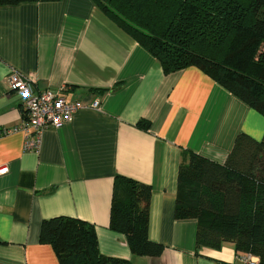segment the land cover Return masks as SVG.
<instances>
[{
	"label": "crops",
	"instance_id": "0c3cea01",
	"mask_svg": "<svg viewBox=\"0 0 264 264\" xmlns=\"http://www.w3.org/2000/svg\"><path fill=\"white\" fill-rule=\"evenodd\" d=\"M13 72L100 105L27 149ZM242 132L261 139L264 113L196 66L166 73L95 0L0 6V264H61L40 237L42 222L60 215L93 224L102 253L134 264H242L231 242L198 248V221L175 216L186 153L224 163ZM117 175L151 185L149 237L165 246L160 256L134 254L110 227Z\"/></svg>",
	"mask_w": 264,
	"mask_h": 264
},
{
	"label": "trees",
	"instance_id": "16d2710c",
	"mask_svg": "<svg viewBox=\"0 0 264 264\" xmlns=\"http://www.w3.org/2000/svg\"><path fill=\"white\" fill-rule=\"evenodd\" d=\"M55 0H0V6ZM155 55L166 73L196 66L252 108L264 113V0H95ZM150 184L117 175L110 227L125 234L134 254L160 256L149 237ZM177 219H196L197 247L235 245L264 264V136L240 133L219 163L188 152L178 173ZM41 241L61 264H134L100 251L96 228L67 215L45 219Z\"/></svg>",
	"mask_w": 264,
	"mask_h": 264
},
{
	"label": "built area",
	"instance_id": "2783aa9c",
	"mask_svg": "<svg viewBox=\"0 0 264 264\" xmlns=\"http://www.w3.org/2000/svg\"><path fill=\"white\" fill-rule=\"evenodd\" d=\"M10 90L21 95L25 114L21 129L26 133L27 149H38L43 132L49 127H60L72 119L80 109H97L99 100L83 103L80 100H67L62 89H36L33 81L18 72L7 78ZM5 171L0 169V173ZM242 264H259V257L252 253L239 255Z\"/></svg>",
	"mask_w": 264,
	"mask_h": 264
}]
</instances>
